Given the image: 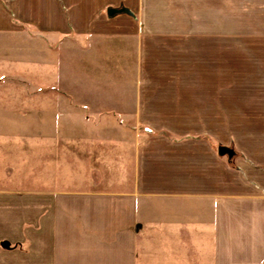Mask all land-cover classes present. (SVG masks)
<instances>
[{
  "label": "crops",
  "instance_id": "obj_1",
  "mask_svg": "<svg viewBox=\"0 0 264 264\" xmlns=\"http://www.w3.org/2000/svg\"><path fill=\"white\" fill-rule=\"evenodd\" d=\"M0 256L264 264V0H0Z\"/></svg>",
  "mask_w": 264,
  "mask_h": 264
},
{
  "label": "water",
  "instance_id": "obj_2",
  "mask_svg": "<svg viewBox=\"0 0 264 264\" xmlns=\"http://www.w3.org/2000/svg\"><path fill=\"white\" fill-rule=\"evenodd\" d=\"M125 12H127V11L124 9H109L108 10V16L112 18L118 14H122ZM218 153L220 156H223V157L227 156L229 160H232L235 157L234 150L229 148V147H224V146L219 147Z\"/></svg>",
  "mask_w": 264,
  "mask_h": 264
},
{
  "label": "rangeland",
  "instance_id": "obj_3",
  "mask_svg": "<svg viewBox=\"0 0 264 264\" xmlns=\"http://www.w3.org/2000/svg\"><path fill=\"white\" fill-rule=\"evenodd\" d=\"M31 34V33H30ZM1 262H2V258H1V256H0V264H1Z\"/></svg>",
  "mask_w": 264,
  "mask_h": 264
}]
</instances>
